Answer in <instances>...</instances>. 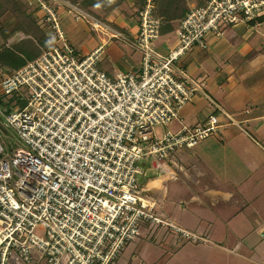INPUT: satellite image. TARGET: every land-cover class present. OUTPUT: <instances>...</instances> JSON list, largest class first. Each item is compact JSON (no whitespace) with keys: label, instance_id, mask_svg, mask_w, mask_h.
<instances>
[{"label":"built area","instance_id":"1","mask_svg":"<svg viewBox=\"0 0 264 264\" xmlns=\"http://www.w3.org/2000/svg\"><path fill=\"white\" fill-rule=\"evenodd\" d=\"M35 1L44 32L55 41L0 79L2 101L23 100L21 106L0 104L2 127L13 139L0 152V264H114L145 224L205 242L202 234L164 219L161 204L139 182L140 161L168 162L215 133L217 114L155 133L156 125L179 119L195 97L214 103L203 81L175 75V63L192 46L206 47L207 33L263 15L264 0H203L189 7L164 54L153 44L161 26L154 0H141L130 41L141 70L115 76L99 66L104 43L77 54L49 0ZM87 17L92 29L106 34L102 22Z\"/></svg>","mask_w":264,"mask_h":264},{"label":"crops","instance_id":"2","mask_svg":"<svg viewBox=\"0 0 264 264\" xmlns=\"http://www.w3.org/2000/svg\"><path fill=\"white\" fill-rule=\"evenodd\" d=\"M64 2L77 8L83 18H76L74 9ZM48 4L57 12L66 40L74 38V46L82 43L85 51L81 56L104 43L99 66L109 76L140 72L141 56L130 41L137 29L141 0H49ZM187 4L189 9L196 0H188ZM31 10L41 12L35 0ZM87 16L102 22L107 35L92 29ZM182 18L171 22L172 29L160 32L154 43L158 53H166L174 43ZM113 32L124 39L113 41L114 37L109 36ZM90 34L95 37H88ZM205 43L206 47L194 45L179 57L175 75L181 77L182 72L203 81L214 103L195 97L183 106L179 119L170 126L177 130L181 125L203 124L209 114H217L218 127L194 147L171 154L176 165L167 166L168 170L166 164L143 158L139 182L157 199L165 194L171 196L169 183L180 185L182 189L174 197L181 203H163L169 218L171 213L178 215V226L210 240L234 242L233 247L243 251L238 263L264 264V14L226 25L220 34L207 33ZM12 70L8 64L0 63V79ZM6 101L0 99V104L7 105ZM10 137L0 121V152L3 146L13 143Z\"/></svg>","mask_w":264,"mask_h":264},{"label":"rangeland","instance_id":"3","mask_svg":"<svg viewBox=\"0 0 264 264\" xmlns=\"http://www.w3.org/2000/svg\"><path fill=\"white\" fill-rule=\"evenodd\" d=\"M31 3V6L29 5L30 9H32L33 0H31ZM42 14V12H34L35 21L37 25L43 30V28H45V22L44 16ZM0 15H2L0 17V24H6L5 26L8 25V19L11 21L15 20V17L10 11L4 12L3 14L1 13ZM90 36L95 37V34L88 35V37ZM26 37L27 35L23 33L15 32L10 37V41H17ZM157 39L153 41V44L157 42ZM24 40L26 41L21 46L22 54L19 55V61H23V59H28L32 57L34 53L32 43L27 39ZM73 40L74 38L68 40L71 45ZM112 40L117 41L122 39L119 37H114L112 38ZM54 41L55 39H50L49 42L53 44ZM86 41L87 37H85L84 42ZM72 46L75 47V51L79 55L85 51L82 46V43H78L77 45ZM43 49L45 48H41V51ZM7 99H9L10 102L15 101V103H17L19 106L23 104V100H20L17 95L13 97L8 96ZM166 129L171 130L173 129V127L172 125L170 126V123L165 126L160 124L154 127L157 136L161 135ZM3 148H6V145L3 146ZM161 164H166L165 169H167V166L176 165L171 160H169V162L165 161V163ZM181 189L182 188L180 185L169 183V190L171 196L168 197L169 195L165 194L164 196L159 197V199L156 198L161 204L160 210L158 211H161V213H163L164 219L168 220L169 222L173 221L177 225H180V217L178 215H173L174 213H171L170 219L168 217L169 215L167 213V210L165 208L163 210V203L166 200L171 201V203L173 202V204L176 203L177 205L181 203L176 199V197H174L178 195L177 193ZM194 233L199 234L198 232ZM177 235V231L171 228H167L165 225L145 224L144 226H142L137 238H135L133 241L126 245V247L124 248L119 258L115 261L114 264H244L241 262H237L240 258H242L241 256H239V254L242 255L243 251L240 249L238 250L237 246L233 247L234 242L230 244H226L225 242H216L208 239V237L203 234L202 235L205 236L206 239L205 242L201 240L192 241L190 239L178 237Z\"/></svg>","mask_w":264,"mask_h":264},{"label":"trees","instance_id":"4","mask_svg":"<svg viewBox=\"0 0 264 264\" xmlns=\"http://www.w3.org/2000/svg\"><path fill=\"white\" fill-rule=\"evenodd\" d=\"M188 0H154V12L161 19V26L159 32L165 30H170L173 28L172 21L180 19L184 16L185 12L188 10ZM203 0H196V5H201ZM12 12L15 20H10L5 26L0 24V39L2 42L0 44V63H6L13 67V70L21 67L26 61L32 60L41 53V48H48L52 45L50 38L45 36L44 28L43 30L37 25L34 12L29 8V4L24 0H0V14L4 12ZM2 15H0L1 17ZM167 23L166 27L162 25ZM13 25H12V24ZM10 26V27H9ZM15 32H20L27 35L26 38L11 41L7 45V39L10 38ZM27 39L33 45V55L32 57L23 59L19 61V55L22 54V44L25 43ZM51 44V45H50ZM13 97V96H12ZM7 101L10 102L8 99Z\"/></svg>","mask_w":264,"mask_h":264}]
</instances>
